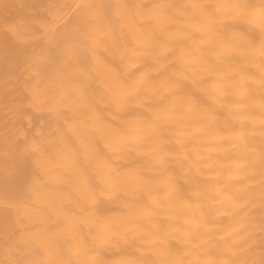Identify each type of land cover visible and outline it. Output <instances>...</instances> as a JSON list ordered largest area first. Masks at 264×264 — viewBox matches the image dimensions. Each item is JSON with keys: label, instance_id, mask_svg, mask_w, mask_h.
I'll return each instance as SVG.
<instances>
[{"label": "bare ground", "instance_id": "1", "mask_svg": "<svg viewBox=\"0 0 264 264\" xmlns=\"http://www.w3.org/2000/svg\"><path fill=\"white\" fill-rule=\"evenodd\" d=\"M261 25L264 0H0V264H75L66 215L88 256L139 255L91 233L143 209L177 254L264 264Z\"/></svg>", "mask_w": 264, "mask_h": 264}, {"label": "snow or ice", "instance_id": "2", "mask_svg": "<svg viewBox=\"0 0 264 264\" xmlns=\"http://www.w3.org/2000/svg\"><path fill=\"white\" fill-rule=\"evenodd\" d=\"M226 7V5L217 4L215 10L217 13H222ZM260 30L261 33L264 34V25L260 26ZM260 54L264 55V41L261 43ZM261 72L264 74V68H261ZM101 183H103L102 180ZM99 194L105 198H110L112 195L111 192H105L103 190H101ZM87 195L94 200L96 193L93 189L88 188ZM165 199L167 200L168 197L165 196ZM158 206L163 207V205ZM154 215L155 214L148 209L132 211L120 221L115 222L114 227L110 226L103 237H100L97 233H91L93 241L100 239L102 243H108L115 238L128 242L129 239H132L136 240L139 245L146 246H137L133 249L139 255L130 253L122 254L111 259L101 256H88L87 245L84 243L83 239L79 237L78 233V224L84 221L68 215L64 216L65 223L70 227V238L79 245L77 248V255L79 258L75 261V264H225L223 260L216 261L213 258L193 252L192 249L197 247L194 243H192L191 247L187 248L183 254H177L170 249L168 244L170 232L161 228L159 219H154ZM231 215V212L222 211L217 213V219H219L220 216ZM139 219H144L150 227H143L136 223ZM212 227H219V225H213ZM170 231L176 232L178 229L172 228ZM175 238L179 239V237ZM183 243L187 245L191 242L185 240ZM148 253L151 254L152 258H149L147 255ZM184 256L188 258L184 259Z\"/></svg>", "mask_w": 264, "mask_h": 264}]
</instances>
